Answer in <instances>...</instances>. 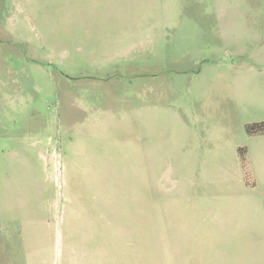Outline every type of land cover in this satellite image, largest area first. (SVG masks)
Masks as SVG:
<instances>
[{
    "label": "rangeland",
    "instance_id": "rangeland-1",
    "mask_svg": "<svg viewBox=\"0 0 264 264\" xmlns=\"http://www.w3.org/2000/svg\"><path fill=\"white\" fill-rule=\"evenodd\" d=\"M262 122L264 0H0V264H264Z\"/></svg>",
    "mask_w": 264,
    "mask_h": 264
},
{
    "label": "trees",
    "instance_id": "trees-1",
    "mask_svg": "<svg viewBox=\"0 0 264 264\" xmlns=\"http://www.w3.org/2000/svg\"><path fill=\"white\" fill-rule=\"evenodd\" d=\"M247 132L251 136L264 135V122L248 126ZM240 154L242 160L245 162L247 151L242 149L240 150Z\"/></svg>",
    "mask_w": 264,
    "mask_h": 264
},
{
    "label": "crops",
    "instance_id": "crops-1",
    "mask_svg": "<svg viewBox=\"0 0 264 264\" xmlns=\"http://www.w3.org/2000/svg\"><path fill=\"white\" fill-rule=\"evenodd\" d=\"M85 169H86L85 171H91V169H89L88 167H86ZM96 192H98V191H96ZM93 198L97 199V196H96V195H95V196L93 195ZM153 202H154V200H151V201H150V203H152V204H151V205H152V208H153ZM101 203H102V202H100V204H101Z\"/></svg>",
    "mask_w": 264,
    "mask_h": 264
}]
</instances>
